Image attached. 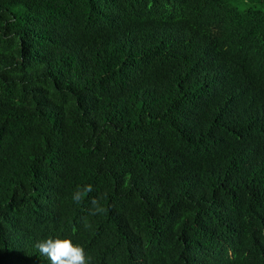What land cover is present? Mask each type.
<instances>
[{
	"label": "trees",
	"instance_id": "1",
	"mask_svg": "<svg viewBox=\"0 0 264 264\" xmlns=\"http://www.w3.org/2000/svg\"><path fill=\"white\" fill-rule=\"evenodd\" d=\"M48 237L264 264V0H0V264Z\"/></svg>",
	"mask_w": 264,
	"mask_h": 264
},
{
	"label": "clouds",
	"instance_id": "2",
	"mask_svg": "<svg viewBox=\"0 0 264 264\" xmlns=\"http://www.w3.org/2000/svg\"><path fill=\"white\" fill-rule=\"evenodd\" d=\"M92 191L91 185L84 186L74 193L73 200L79 204ZM90 203V215L95 216L105 212L101 198L94 197ZM85 227L90 225L85 222ZM35 247L41 256L47 258L49 264H89L85 249L81 245L74 244L70 238L48 237L37 241Z\"/></svg>",
	"mask_w": 264,
	"mask_h": 264
}]
</instances>
